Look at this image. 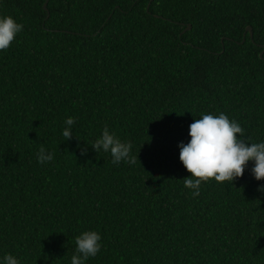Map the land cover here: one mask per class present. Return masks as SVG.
Returning a JSON list of instances; mask_svg holds the SVG:
<instances>
[{
  "label": "trees",
  "instance_id": "1",
  "mask_svg": "<svg viewBox=\"0 0 264 264\" xmlns=\"http://www.w3.org/2000/svg\"><path fill=\"white\" fill-rule=\"evenodd\" d=\"M4 15L23 30L0 50V264H71L89 230L85 264H264L254 161L193 196L178 147L221 112L264 142V0H0ZM106 126L135 163L92 147Z\"/></svg>",
  "mask_w": 264,
  "mask_h": 264
},
{
  "label": "clouds",
  "instance_id": "2",
  "mask_svg": "<svg viewBox=\"0 0 264 264\" xmlns=\"http://www.w3.org/2000/svg\"><path fill=\"white\" fill-rule=\"evenodd\" d=\"M23 30L11 15L0 16V50H7L16 35ZM74 117L65 120L63 129L65 140L71 139ZM245 129L236 120L221 112L202 114L189 125L190 141L180 142L179 159L191 174L183 178L184 186L192 190L193 196L200 194L203 182L215 179L216 182L232 183L236 178L242 177L248 162L254 161L251 172L256 180L264 179V142L248 143L245 138ZM99 152L103 149L110 152L112 163L118 164L122 160L135 163L137 156H131L132 144L123 142L106 126L102 135L91 144ZM54 159L51 152H47L42 145L37 153V160L44 164ZM264 190V185L259 186ZM101 234L95 230L84 231L75 239L76 250L71 257V264H85L89 257L96 256L101 245ZM4 264H20V260L12 254L4 256Z\"/></svg>",
  "mask_w": 264,
  "mask_h": 264
},
{
  "label": "water",
  "instance_id": "3",
  "mask_svg": "<svg viewBox=\"0 0 264 264\" xmlns=\"http://www.w3.org/2000/svg\"><path fill=\"white\" fill-rule=\"evenodd\" d=\"M45 7H46V1L42 5L43 10L46 12V8ZM147 7H148V5H147ZM46 17H47V15H46ZM187 29H190L189 25H188ZM245 31L249 33V36L252 39V29H251V27H247ZM263 54H264V46H263V51L260 53V57H262Z\"/></svg>",
  "mask_w": 264,
  "mask_h": 264
}]
</instances>
